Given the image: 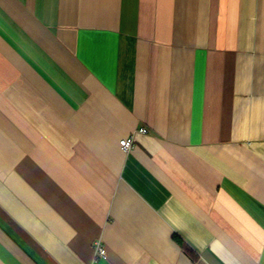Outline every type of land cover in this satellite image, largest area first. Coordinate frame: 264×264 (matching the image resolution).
<instances>
[{"label": "crops", "instance_id": "obj_1", "mask_svg": "<svg viewBox=\"0 0 264 264\" xmlns=\"http://www.w3.org/2000/svg\"><path fill=\"white\" fill-rule=\"evenodd\" d=\"M0 264H264V0H0Z\"/></svg>", "mask_w": 264, "mask_h": 264}, {"label": "built area", "instance_id": "obj_2", "mask_svg": "<svg viewBox=\"0 0 264 264\" xmlns=\"http://www.w3.org/2000/svg\"><path fill=\"white\" fill-rule=\"evenodd\" d=\"M139 131L148 132V128L146 126H142ZM120 145L124 151L129 152L133 147V136L123 137L120 139ZM94 250L96 257H104L107 254L106 248L102 241V238H97L94 241Z\"/></svg>", "mask_w": 264, "mask_h": 264}, {"label": "trees", "instance_id": "obj_3", "mask_svg": "<svg viewBox=\"0 0 264 264\" xmlns=\"http://www.w3.org/2000/svg\"><path fill=\"white\" fill-rule=\"evenodd\" d=\"M174 238L179 244H181L183 247H185V244L180 237H178L177 235H174Z\"/></svg>", "mask_w": 264, "mask_h": 264}]
</instances>
